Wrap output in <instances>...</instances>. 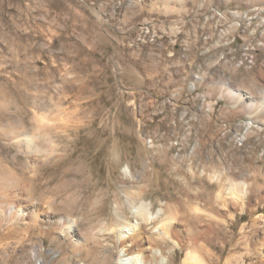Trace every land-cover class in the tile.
<instances>
[{"label":"rangeland","instance_id":"obj_1","mask_svg":"<svg viewBox=\"0 0 264 264\" xmlns=\"http://www.w3.org/2000/svg\"><path fill=\"white\" fill-rule=\"evenodd\" d=\"M263 95L264 0H0V165L14 173L0 205L13 188L29 200L0 225V264H83L23 223L50 205L54 235L59 215L122 184H157L154 214L205 190L230 199L229 223L264 215V122L243 107ZM17 127L28 150L9 139ZM47 136L59 155L36 166Z\"/></svg>","mask_w":264,"mask_h":264},{"label":"bare ground","instance_id":"obj_2","mask_svg":"<svg viewBox=\"0 0 264 264\" xmlns=\"http://www.w3.org/2000/svg\"><path fill=\"white\" fill-rule=\"evenodd\" d=\"M221 94L224 98L235 101V104L239 101L238 93L224 90ZM243 107L253 110L257 107L260 112L258 119L262 117L264 122V95ZM24 133L25 130L14 128L9 133V139L16 147L28 150L31 137H24ZM30 150L35 154L31 153L35 156L36 166L43 160L40 156L48 159L58 156L60 152L58 143L50 136H47L44 146H33ZM13 174L0 165V190H6L4 183ZM5 179L6 182L3 183ZM257 186L260 192L263 191H258L257 204L264 208V180ZM157 187V184H150L146 190H135L122 184L116 192L109 188L102 190L96 197L90 196L87 199L78 218L67 214L59 215L57 225L55 223L54 226L60 230L55 231L54 235L50 233L52 230L49 226L43 225L42 216L43 212L51 215L52 207L37 203L35 211L23 226L25 224L24 228L36 231L41 237L50 238L51 241L59 242L63 239L64 246L60 245L65 252L69 250L66 254L68 263L76 256L83 260V264H137V260L131 257L138 255L139 264H162L163 257L166 258V264H264L263 214L252 215L248 221L229 223L224 207L230 199L223 192L214 197L205 190L199 193L188 190L182 201H161L160 213L154 214L150 212L153 202L146 201L144 194L157 190ZM19 189H11L0 205V225L3 221L11 222L12 219L17 220L25 215L19 211L29 200ZM111 194L115 204L113 208L109 207ZM249 216L248 213L242 215L246 218ZM81 223H84L83 228H80ZM234 229H237L236 234ZM170 242L174 244L173 250L168 246ZM36 247L41 250L37 244ZM174 253L178 257L181 255L177 263Z\"/></svg>","mask_w":264,"mask_h":264},{"label":"clouds","instance_id":"obj_3","mask_svg":"<svg viewBox=\"0 0 264 264\" xmlns=\"http://www.w3.org/2000/svg\"><path fill=\"white\" fill-rule=\"evenodd\" d=\"M131 259H133V260H137V264H139V261H138V255H134L133 257H131Z\"/></svg>","mask_w":264,"mask_h":264}]
</instances>
